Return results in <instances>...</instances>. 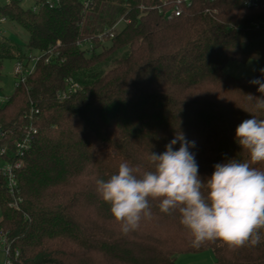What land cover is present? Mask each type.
<instances>
[{
    "label": "trees",
    "instance_id": "16d2710c",
    "mask_svg": "<svg viewBox=\"0 0 264 264\" xmlns=\"http://www.w3.org/2000/svg\"><path fill=\"white\" fill-rule=\"evenodd\" d=\"M181 1V15L172 18L159 8L178 0H92L88 7L61 0L39 12L20 1L0 6L28 33L25 44L0 36V69L30 49L59 53L49 63L40 59L0 106L7 159L30 122L38 129L18 172V208L0 177V232H8L12 264H176L178 254L205 250L216 264H264V230L255 247L217 241L194 248L178 210L162 213L150 200L152 218L125 235L97 192L96 181L122 162L138 174L153 170L150 154L163 153L181 134L195 142L189 151L202 180L216 164L247 159L235 130L245 119H264L248 98H264L250 83L264 79V2ZM119 20L118 33L102 41L99 35ZM87 38L92 49L80 45ZM251 61L259 62L253 74L227 68ZM70 77L81 89L59 99ZM179 147L178 141L173 150Z\"/></svg>",
    "mask_w": 264,
    "mask_h": 264
},
{
    "label": "clouds",
    "instance_id": "9594fccd",
    "mask_svg": "<svg viewBox=\"0 0 264 264\" xmlns=\"http://www.w3.org/2000/svg\"><path fill=\"white\" fill-rule=\"evenodd\" d=\"M264 74V69L261 70ZM258 85L264 94V79ZM255 108L264 110V98H255ZM235 139L246 160L230 159L214 165L212 175L202 180L195 156L189 151L194 141L181 134L167 144L161 154L151 153L153 170L138 174L127 162L107 180H97V192L110 205V212L123 234L139 229L151 219L150 200L159 201V210H178L180 224L188 231L190 243L199 248L217 242L236 249L255 247L264 230V119L253 116L235 130ZM180 142L178 150L173 145Z\"/></svg>",
    "mask_w": 264,
    "mask_h": 264
},
{
    "label": "built area",
    "instance_id": "2783aa9c",
    "mask_svg": "<svg viewBox=\"0 0 264 264\" xmlns=\"http://www.w3.org/2000/svg\"><path fill=\"white\" fill-rule=\"evenodd\" d=\"M12 1H20L23 8L31 10L33 12H39L43 7H58L61 5V0H5L0 6L10 4ZM213 1V0H211ZM264 2V0H262ZM84 5L88 7L92 0H83ZM181 0H178L176 4L168 9L159 8L160 13H163L165 17L172 18L179 16L182 13ZM188 5L190 3L187 1ZM260 2L258 0H249L248 6L258 7ZM8 22H11L8 16L0 13V36H8L7 31ZM122 20L116 22L112 27L106 28L104 33L99 37L102 41L109 37H114L121 29ZM80 45L84 49H92L93 39L87 38L85 41L80 42ZM59 53L53 49L35 51L28 50L24 59H15L13 75L16 79L14 89L21 83L26 82L27 78L34 72L36 64L40 59H44L46 63L52 62L53 59H57ZM63 60H60L62 62ZM81 89V85L70 77L66 79V85L63 90H60L57 94L59 99L68 98L73 93H77ZM11 95H7L0 90V106L7 103ZM32 118V116H31ZM37 127L30 122L26 127V132L20 140L15 143V155L12 158L7 159L9 156V145L5 140V134L0 132V177L5 180V185L8 194L11 198L10 205L12 207H19L20 197V183L18 172L24 165V156L26 152L31 148L35 135L37 134ZM11 241L7 231L0 232V251L6 255L4 264H12L13 258L11 257ZM19 256V251H15V257Z\"/></svg>",
    "mask_w": 264,
    "mask_h": 264
},
{
    "label": "rangeland",
    "instance_id": "374dc122",
    "mask_svg": "<svg viewBox=\"0 0 264 264\" xmlns=\"http://www.w3.org/2000/svg\"><path fill=\"white\" fill-rule=\"evenodd\" d=\"M5 0H0V4L4 3ZM8 31L7 35L12 40L25 44L28 39V33L18 24L13 21L7 24ZM15 65V59L4 60L2 67L0 69V90L7 95H12L15 87V77L13 75ZM258 61H251L247 64L238 65L235 62H231L228 65V70L232 71L234 74H253L258 68ZM2 217V209L0 205V219ZM6 255L4 252L0 251V264H4ZM176 264H216L214 254L211 250H205L201 252H191V253H181L176 257Z\"/></svg>",
    "mask_w": 264,
    "mask_h": 264
},
{
    "label": "crops",
    "instance_id": "0c3cea01",
    "mask_svg": "<svg viewBox=\"0 0 264 264\" xmlns=\"http://www.w3.org/2000/svg\"><path fill=\"white\" fill-rule=\"evenodd\" d=\"M256 70H257V68H256ZM256 70H255V72H256ZM237 75H239V74H237Z\"/></svg>",
    "mask_w": 264,
    "mask_h": 264
}]
</instances>
